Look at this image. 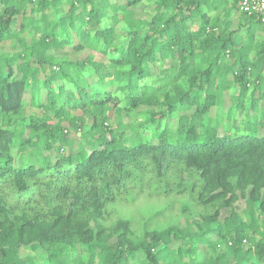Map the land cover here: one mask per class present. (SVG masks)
<instances>
[{
  "label": "trees",
  "instance_id": "obj_1",
  "mask_svg": "<svg viewBox=\"0 0 264 264\" xmlns=\"http://www.w3.org/2000/svg\"><path fill=\"white\" fill-rule=\"evenodd\" d=\"M260 130L264 21L236 0H0V264H264ZM144 188L194 229L108 223Z\"/></svg>",
  "mask_w": 264,
  "mask_h": 264
},
{
  "label": "rangeland",
  "instance_id": "obj_2",
  "mask_svg": "<svg viewBox=\"0 0 264 264\" xmlns=\"http://www.w3.org/2000/svg\"><path fill=\"white\" fill-rule=\"evenodd\" d=\"M149 9L143 14L147 16ZM92 54V56L99 60L101 55L95 52H90L85 50L80 55L85 56L86 54ZM64 54L68 55L69 58L76 56V53L71 50V48H65ZM167 63H165L166 66ZM229 94L225 96V105L223 112L226 113L229 107L230 99ZM29 92L25 95L26 101V115H40V111L33 106L28 104ZM215 114V110L211 111V116ZM171 127H174L175 121H171ZM222 126V122H220ZM221 130V128H220ZM219 130V132H221ZM264 133L263 130H260V134ZM76 138V137H75ZM78 142L76 138V143ZM73 151L68 150L64 151V154ZM133 196L132 201H127L126 199L120 198L121 200L117 201L115 204L111 205L112 207L108 208L109 211V220L108 223L113 222L118 217H126L131 221V225L135 233L140 234L142 232L145 223L149 229L153 227H166L171 224H176L179 228L186 230H193L192 221L198 219L196 215V206L191 204L192 209H185L184 205L189 203V197L187 195H177L174 193L171 194H159L153 195L150 193V190L144 188L142 192H138V189L131 190L129 193ZM237 212H241L244 209V202L240 200L235 205ZM21 257H31L37 264H41L44 253L39 250H32L30 248H23L20 252ZM135 264H139L138 262Z\"/></svg>",
  "mask_w": 264,
  "mask_h": 264
},
{
  "label": "built area",
  "instance_id": "obj_3",
  "mask_svg": "<svg viewBox=\"0 0 264 264\" xmlns=\"http://www.w3.org/2000/svg\"><path fill=\"white\" fill-rule=\"evenodd\" d=\"M236 6L239 12L255 15L261 21H264V0H236ZM243 243L249 245L245 240Z\"/></svg>",
  "mask_w": 264,
  "mask_h": 264
}]
</instances>
